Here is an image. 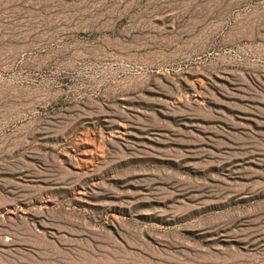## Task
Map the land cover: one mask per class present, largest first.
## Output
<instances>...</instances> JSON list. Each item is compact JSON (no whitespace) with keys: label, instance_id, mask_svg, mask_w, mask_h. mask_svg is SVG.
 <instances>
[{"label":"rangeland","instance_id":"rangeland-1","mask_svg":"<svg viewBox=\"0 0 264 264\" xmlns=\"http://www.w3.org/2000/svg\"><path fill=\"white\" fill-rule=\"evenodd\" d=\"M0 67V264H264V0H0Z\"/></svg>","mask_w":264,"mask_h":264},{"label":"bare ground","instance_id":"bare-ground-1","mask_svg":"<svg viewBox=\"0 0 264 264\" xmlns=\"http://www.w3.org/2000/svg\"><path fill=\"white\" fill-rule=\"evenodd\" d=\"M8 73L9 71L6 68L0 67V93H8V92L12 93V92H18L20 90L19 86L15 83V78L12 76H8Z\"/></svg>","mask_w":264,"mask_h":264}]
</instances>
